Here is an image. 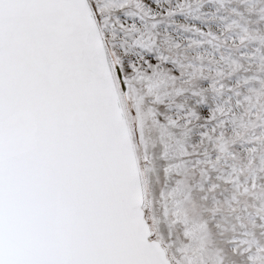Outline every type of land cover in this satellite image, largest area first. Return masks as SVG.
<instances>
[{
	"label": "snow or ice",
	"instance_id": "6c2138e0",
	"mask_svg": "<svg viewBox=\"0 0 264 264\" xmlns=\"http://www.w3.org/2000/svg\"><path fill=\"white\" fill-rule=\"evenodd\" d=\"M0 264H264V0H0Z\"/></svg>",
	"mask_w": 264,
	"mask_h": 264
}]
</instances>
